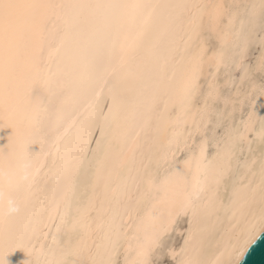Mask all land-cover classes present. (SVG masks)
Here are the masks:
<instances>
[{"label":"snow or ice","instance_id":"6c2138e0","mask_svg":"<svg viewBox=\"0 0 264 264\" xmlns=\"http://www.w3.org/2000/svg\"><path fill=\"white\" fill-rule=\"evenodd\" d=\"M158 9L167 11L160 14ZM154 19L160 43L158 51L150 49L146 55L171 62L177 69L171 82L158 81L147 91L148 111L160 126L174 115L180 123L193 113L210 114L218 97L211 69L223 70L229 80L235 76L244 85H254L257 72L264 74V0L232 5L0 0V128L8 133L7 143L0 146V264H16L17 254L22 257L19 264H84L73 257H82L88 249L75 242L73 234L88 227L93 211L116 198L121 175L115 162L129 149L144 120L137 123L133 118L114 137L115 144L105 146L106 131L121 116L122 92L130 83L118 78L110 84L109 69L92 61L82 63V53L101 37L117 47L129 22L143 25ZM73 64L80 66L77 71L69 70ZM206 68L211 81L205 76ZM101 85L109 88L112 100L105 105L107 111L97 106L81 113L83 92ZM251 95H264V83L258 90L253 87ZM52 97L60 102L59 108L51 103ZM257 125L264 141V118L257 121L255 113H249L239 127L226 128L215 141L216 154L211 159L205 141L199 145V157L184 159L183 168L172 150L163 158L142 163L144 193L138 202L136 247L134 257L126 258L124 264H170L169 256L175 260L181 254L184 258L178 264H199L184 249L181 253L169 249V230L181 215L190 214L196 224L216 196L212 184L230 178L234 163L240 164L241 145ZM36 144L39 151L33 147ZM51 148L55 159L50 166ZM256 163L245 161L244 166L251 171ZM259 174L264 186V155ZM42 175L54 184L50 191L39 188L37 178ZM233 197L234 202L240 199L239 190L234 189ZM13 203L12 211L23 208L26 213L24 227L8 210ZM45 220L59 221L58 232L68 236L59 259L41 261L44 249L38 253L32 244L34 225ZM261 238L264 210L237 236L223 264H245ZM113 253L92 264H119L115 244Z\"/></svg>","mask_w":264,"mask_h":264},{"label":"bare ground","instance_id":"6f19581e","mask_svg":"<svg viewBox=\"0 0 264 264\" xmlns=\"http://www.w3.org/2000/svg\"><path fill=\"white\" fill-rule=\"evenodd\" d=\"M55 3H76L85 0H50ZM91 2L105 3H148L156 5H167L176 3H222L225 5L248 4L254 0H91ZM167 10L158 9L162 14ZM158 21L151 20L141 25L139 22H129L123 32L120 45L110 46L101 37L96 43L90 44L82 53L81 62L92 61L109 69L107 77L110 84L115 83L118 78L129 81L130 86L122 92L121 116L113 122L111 128L106 131L105 146L110 142L115 144L114 137L118 136L125 124H131L133 118L144 123L137 129V136L123 156L115 162L120 170L121 181L118 190L115 191V199L110 203H104L91 213L88 227L80 229L73 234L75 242H82L88 251L82 257L84 264H92L93 261L107 260L113 253L115 244L119 255V264H124L125 259L134 257L136 247L137 211L140 196L144 193V186L140 179L143 168L149 159L163 158L169 150L176 151L180 159V167L183 168V160L190 156L199 157V145L208 142L207 155L209 159L216 154L215 141L220 138L226 128L239 127L242 120H247L249 113L254 112L257 121L264 118V95H251L252 88L257 90L264 83V74L259 72L255 75L254 85H244L233 76L231 80L221 70L211 69L212 75L216 76L218 97L212 103L208 116L197 113L191 114L185 122L177 123L175 115L171 122L160 126L154 115L148 111L147 91L158 81L171 82L177 72L171 63H165L163 59L150 58L146 55L148 50L158 51ZM178 63V62H177ZM79 65H70V71H77ZM209 69H205L208 81L212 80ZM110 86V85H109ZM51 103L59 108L60 102L52 97ZM112 100L109 88L101 85L93 91L85 90L79 103L81 113L91 111L97 106L104 108L111 105ZM167 97L164 104H167ZM164 104L160 111L163 112ZM171 111V106H169ZM177 114L179 110L177 109ZM260 129L257 125L255 133H252L245 141L237 156L240 160L239 166L233 165L234 171L230 178L219 184H212V176L209 183L216 192L215 198L207 203L206 208L200 214L196 224H193L192 216L181 215L172 224L167 242L169 249L181 253L184 249L193 260L199 264H223L229 258V252L236 243L237 236L243 229L248 227L254 219L258 220L260 213L264 210V186L261 184L259 174V161L264 155V141L258 135ZM7 130L0 128V146L7 143ZM95 139H99L96 135ZM33 147L39 151L40 145ZM122 147V145H121ZM96 145L92 143L91 149ZM177 149H179L177 151ZM119 150V149H118ZM52 157L49 165L55 159V149L51 148ZM88 155L91 152L86 149ZM257 161L251 171L244 166L245 161ZM194 171V169H193ZM191 178L192 172L188 173ZM40 189L50 191L54 184L43 175L37 178ZM239 190L241 197L234 202L233 191ZM44 200L43 194L39 197ZM47 203V201H45ZM15 203L8 206L11 216L18 226L26 224V213L22 208L20 212L12 211ZM59 221L55 224L44 223L36 227L35 237L32 244L39 253L44 249L41 261L59 259L61 248L67 243L68 236L63 230H57ZM191 234V235H190ZM185 241H188L186 246ZM22 257L17 254L16 264ZM183 254L178 255L175 260L169 256L170 264H178L183 259Z\"/></svg>","mask_w":264,"mask_h":264},{"label":"water","instance_id":"95a60500","mask_svg":"<svg viewBox=\"0 0 264 264\" xmlns=\"http://www.w3.org/2000/svg\"><path fill=\"white\" fill-rule=\"evenodd\" d=\"M245 264H264V238L258 240L245 259Z\"/></svg>","mask_w":264,"mask_h":264}]
</instances>
